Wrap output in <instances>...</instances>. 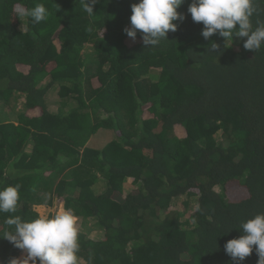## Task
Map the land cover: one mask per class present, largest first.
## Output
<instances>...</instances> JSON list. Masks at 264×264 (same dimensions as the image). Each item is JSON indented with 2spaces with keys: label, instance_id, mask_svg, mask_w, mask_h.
Masks as SVG:
<instances>
[{
  "label": "trees",
  "instance_id": "obj_1",
  "mask_svg": "<svg viewBox=\"0 0 264 264\" xmlns=\"http://www.w3.org/2000/svg\"><path fill=\"white\" fill-rule=\"evenodd\" d=\"M37 3L46 22L19 15ZM134 3L90 17L84 0H0V190L20 186L0 236L61 205L81 220L78 264H257L255 246L233 261L224 245L264 213V45L205 40L185 0L145 47L123 31ZM21 251L0 238L3 264Z\"/></svg>",
  "mask_w": 264,
  "mask_h": 264
},
{
  "label": "clouds",
  "instance_id": "obj_2",
  "mask_svg": "<svg viewBox=\"0 0 264 264\" xmlns=\"http://www.w3.org/2000/svg\"><path fill=\"white\" fill-rule=\"evenodd\" d=\"M98 0H84L83 10L90 16ZM185 0H139L131 5L130 27L124 33L133 41L139 35L145 47L159 46L167 41V34L177 30L176 21L183 22L184 14L177 10ZM194 23H202L201 35L209 40L213 35L222 37L226 43L234 38H247L243 43L246 50L257 51L264 45V24L253 30L251 17L256 12L254 0H192L187 9ZM18 13L27 16L32 23L46 22L51 13L42 3L31 9L20 7ZM88 31H92L89 26ZM231 43V45H232ZM209 52L214 53L219 45L212 42ZM20 186H8L0 190V213H15L20 199ZM58 214L39 216L26 221L20 216L9 217L5 224L12 231H5L0 238L15 248L27 253L23 261L12 259L9 264H78L79 251L77 217L62 206ZM57 207V208H58ZM55 208V209H57ZM59 209V208H58ZM242 235L224 245L225 253L233 261H243L253 253L258 256L257 264H264V213L257 214L240 225ZM1 264H3L1 260Z\"/></svg>",
  "mask_w": 264,
  "mask_h": 264
},
{
  "label": "rangeland",
  "instance_id": "obj_3",
  "mask_svg": "<svg viewBox=\"0 0 264 264\" xmlns=\"http://www.w3.org/2000/svg\"><path fill=\"white\" fill-rule=\"evenodd\" d=\"M54 96L55 95H52V97H48L47 98V105H48V108H49V110H55L56 108H57V106L54 104L55 102H54ZM9 120L10 121H13V118H9ZM59 208V209H58ZM57 209H55V208H51V209H47V208H44V207H37L36 208V211L41 215V216H47L48 215V213H52V212H54V213H56V214H58L59 212H61L60 211V209H61V207H58ZM76 227H77V229H80V228H82L81 227V220L80 219H78L77 220V224H76ZM26 257H27V253L26 252H24V251H21L20 253H19V255L17 256V258H15V259H17V260H20V261H23L24 259H26Z\"/></svg>",
  "mask_w": 264,
  "mask_h": 264
},
{
  "label": "built area",
  "instance_id": "obj_4",
  "mask_svg": "<svg viewBox=\"0 0 264 264\" xmlns=\"http://www.w3.org/2000/svg\"><path fill=\"white\" fill-rule=\"evenodd\" d=\"M0 264H1V259H0Z\"/></svg>",
  "mask_w": 264,
  "mask_h": 264
}]
</instances>
